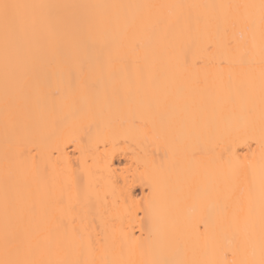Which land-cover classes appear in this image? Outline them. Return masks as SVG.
Returning <instances> with one entry per match:
<instances>
[{
  "label": "bare ground",
  "instance_id": "obj_1",
  "mask_svg": "<svg viewBox=\"0 0 264 264\" xmlns=\"http://www.w3.org/2000/svg\"><path fill=\"white\" fill-rule=\"evenodd\" d=\"M0 264H264V0H0Z\"/></svg>",
  "mask_w": 264,
  "mask_h": 264
},
{
  "label": "rangeland",
  "instance_id": "obj_2",
  "mask_svg": "<svg viewBox=\"0 0 264 264\" xmlns=\"http://www.w3.org/2000/svg\"><path fill=\"white\" fill-rule=\"evenodd\" d=\"M116 163L121 166L124 167L126 165V161L124 158H118ZM134 194L136 197H139L141 195V189L139 187H134Z\"/></svg>",
  "mask_w": 264,
  "mask_h": 264
},
{
  "label": "snow or ice",
  "instance_id": "obj_3",
  "mask_svg": "<svg viewBox=\"0 0 264 264\" xmlns=\"http://www.w3.org/2000/svg\"><path fill=\"white\" fill-rule=\"evenodd\" d=\"M10 7H13V6H10V5H8V4L3 5V8H4V10H5V17H6V18H7L8 15H9V13H8V9H9Z\"/></svg>",
  "mask_w": 264,
  "mask_h": 264
}]
</instances>
